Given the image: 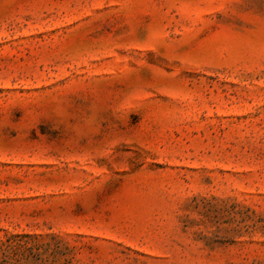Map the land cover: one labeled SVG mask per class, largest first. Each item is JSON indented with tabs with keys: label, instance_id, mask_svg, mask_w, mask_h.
<instances>
[{
	"label": "rangeland",
	"instance_id": "obj_1",
	"mask_svg": "<svg viewBox=\"0 0 264 264\" xmlns=\"http://www.w3.org/2000/svg\"><path fill=\"white\" fill-rule=\"evenodd\" d=\"M0 264H264V0H0Z\"/></svg>",
	"mask_w": 264,
	"mask_h": 264
}]
</instances>
